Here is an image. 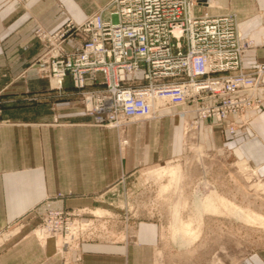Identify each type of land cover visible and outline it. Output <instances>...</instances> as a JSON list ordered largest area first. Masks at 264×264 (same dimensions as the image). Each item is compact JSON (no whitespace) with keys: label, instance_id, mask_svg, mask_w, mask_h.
I'll use <instances>...</instances> for the list:
<instances>
[{"label":"crops","instance_id":"obj_1","mask_svg":"<svg viewBox=\"0 0 264 264\" xmlns=\"http://www.w3.org/2000/svg\"><path fill=\"white\" fill-rule=\"evenodd\" d=\"M112 1L0 0V231L47 207L103 205L101 193L110 198L124 179L180 155L189 122L197 139L210 140V149L229 151L264 178V107L245 112L247 124L233 134L211 119L195 121L189 106L161 110L118 130L93 122L69 76L57 90L37 75L33 63L42 46L33 33L36 26L54 31L69 18L81 22L97 11L107 18L103 9ZM195 2L196 15H234L238 31L253 40L242 57L243 69L264 62V0ZM259 92L264 97V87ZM215 139L222 141L220 147ZM108 221L63 253L25 228L0 244V264H155L159 225L146 221L120 232Z\"/></svg>","mask_w":264,"mask_h":264},{"label":"built area","instance_id":"obj_2","mask_svg":"<svg viewBox=\"0 0 264 264\" xmlns=\"http://www.w3.org/2000/svg\"><path fill=\"white\" fill-rule=\"evenodd\" d=\"M194 9V0H113L107 18L99 11L53 32L37 27L43 48L33 65L57 90L69 76L97 125L121 129L189 106L195 121L211 119L234 133L247 124L245 112L264 107V63L242 68L252 41L238 31L234 15ZM96 77L101 88L94 87ZM74 215L48 211L40 235L68 240Z\"/></svg>","mask_w":264,"mask_h":264},{"label":"rangeland","instance_id":"obj_3","mask_svg":"<svg viewBox=\"0 0 264 264\" xmlns=\"http://www.w3.org/2000/svg\"><path fill=\"white\" fill-rule=\"evenodd\" d=\"M111 5L112 2L104 6L103 10L108 13ZM37 27L45 29L43 26ZM251 41L249 49L254 46L252 39ZM40 44L42 46L41 42ZM90 80L88 77V83ZM93 82L95 88H101L98 77ZM185 131L184 149L180 155L124 179L110 193V198L101 193L98 202L103 205L96 208H44L35 212L33 217L18 218L7 225L0 231V244L28 228L26 234L32 235L41 243L53 241L56 251L63 253L79 241L91 237L97 223L107 226L106 221L109 220L121 232L133 225L152 221L159 225L160 231L154 252L155 264H264V220L243 221L222 206L217 213H202L200 217L196 216L193 209L194 198L205 195L210 190L209 186H213L226 200L264 219V178L253 165L237 160L229 151H221L215 147L210 149V140L207 139L205 143L200 136L197 139L190 122ZM122 140H127L123 137L120 139V144L125 145L126 143H121ZM221 144V140L215 139V146L220 147ZM166 165L177 167L175 176L152 178L150 170ZM50 210L75 214V228L70 230L68 240L64 234L40 235L44 216ZM94 211L99 212L96 214ZM188 220L192 222L194 235L180 239V224ZM120 232L117 236H121ZM185 240L190 242H184Z\"/></svg>","mask_w":264,"mask_h":264},{"label":"bare ground","instance_id":"obj_4","mask_svg":"<svg viewBox=\"0 0 264 264\" xmlns=\"http://www.w3.org/2000/svg\"><path fill=\"white\" fill-rule=\"evenodd\" d=\"M176 172H177V167L170 165L162 166L153 171H150L152 178L153 176H155V178L157 177V179L158 177H161L163 175H167L168 177L175 176ZM257 186L259 187V185ZM209 187L210 190H208L206 194L204 193L205 195L199 198L195 197L193 200V209L194 212H196L197 217H200L202 213H212V214L217 213L219 208L222 206V207H226L236 217L243 219V221H255L258 219L264 220L262 216H256L255 214L249 211L243 210L240 206L235 205L230 200H226L223 196L217 193L216 189L213 186H209ZM95 213L97 214L98 212ZM193 233L194 232L192 230L191 220H188L186 222H181L178 232L180 239L183 238V236H187L191 234L194 235ZM184 242L189 243L190 241L185 240Z\"/></svg>","mask_w":264,"mask_h":264}]
</instances>
